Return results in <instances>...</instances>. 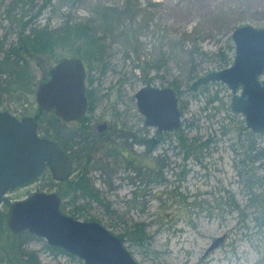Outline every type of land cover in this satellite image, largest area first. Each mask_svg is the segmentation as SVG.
Here are the masks:
<instances>
[{
    "label": "rangeland",
    "instance_id": "1",
    "mask_svg": "<svg viewBox=\"0 0 264 264\" xmlns=\"http://www.w3.org/2000/svg\"><path fill=\"white\" fill-rule=\"evenodd\" d=\"M45 1L0 0L4 52L17 44L22 23L30 18L28 31L48 22L56 29L69 18L72 24L89 22L101 36L104 25L96 17L98 10L120 7L125 0ZM147 2L153 6L146 8ZM139 4L143 17H137L136 23L109 22L104 30V57L90 71L95 77L92 88L98 89L100 98L95 112L99 121L110 122L117 116L119 121L113 125L122 134L139 131L144 125L135 93L143 87H169L180 99V128L166 134L146 156L147 175L143 178L120 158L97 154L87 167V176L99 190L101 204L79 199L72 206L63 190L51 187L47 177L14 191L8 200L13 203L39 191L59 193L64 215L97 222L117 237L133 225H144L148 239L143 245L124 242L137 264H264V156L253 163L247 160L248 156L264 155V134H252L243 117L231 111L232 93L224 84L208 83L196 93L189 90L197 78L231 66L233 50L228 47H232L230 36L235 28H264V0H141ZM130 25L134 32L127 43L121 33ZM153 57L158 68L145 72L135 68ZM27 59L36 85L56 64L49 55ZM5 77H0V99L4 101L0 110L38 116L45 134L47 118L39 110L35 94H1L6 91ZM146 132L152 137L154 130L147 128ZM178 135L187 139V145L198 140L186 160ZM251 147L254 151L249 152ZM126 150L134 155L133 161L144 152L137 144ZM155 158L163 159L165 166ZM134 167L145 168L140 161ZM78 205L85 210L74 212ZM220 238L222 243L208 252ZM16 244L18 258L26 254L29 263L83 264L67 254H53L42 239H19Z\"/></svg>",
    "mask_w": 264,
    "mask_h": 264
},
{
    "label": "water",
    "instance_id": "2",
    "mask_svg": "<svg viewBox=\"0 0 264 264\" xmlns=\"http://www.w3.org/2000/svg\"><path fill=\"white\" fill-rule=\"evenodd\" d=\"M233 59L230 67L211 72L192 82L196 93L208 83H222L231 91V111L243 117L252 134H264V28L243 25L233 30ZM85 68L76 57H63L45 74L36 90V101L45 111L66 121L83 118L87 109ZM138 113L146 127L158 133L180 128L178 95L169 87L139 89L135 95ZM48 171L57 182L68 180L72 161L53 140L38 134L31 117L19 120L0 111V207L11 192L35 182ZM61 199L54 192L34 193L14 202L7 214L9 230L28 232L61 249L83 264H137L121 239L97 222L80 221L64 215ZM216 240L208 250L219 246Z\"/></svg>",
    "mask_w": 264,
    "mask_h": 264
},
{
    "label": "trees",
    "instance_id": "3",
    "mask_svg": "<svg viewBox=\"0 0 264 264\" xmlns=\"http://www.w3.org/2000/svg\"><path fill=\"white\" fill-rule=\"evenodd\" d=\"M50 0H46L49 2ZM140 1L141 0H125L122 6L120 7H103L98 10L96 17H101L102 23L104 25L103 32L98 33L97 35L93 32L92 28L89 26V22H76L74 24L71 23V20L67 18L63 24H61L56 29L51 28L50 23H45L44 26H32L28 31V28L31 26L32 18L28 19L24 23H22V30L19 34V40L17 44L12 45L8 50H6L3 54V57L0 58V74H6V81L4 82L6 86V91L1 93H18L24 95H30L35 92L36 86L34 85V76L31 73L29 60L27 58L40 59L45 56H52L54 60H58L63 57H77L83 59L88 65V68L92 71L95 65H99L100 59L104 57V49L106 48L104 38L106 34H104L107 29V25L109 22L117 21L119 24L123 23L122 20L129 21L131 23H136L137 17H143V13H141L140 9ZM153 6L150 2L146 3V8ZM146 11V10H144ZM146 15V14H145ZM34 18V17H33ZM102 27V26H101ZM148 24L146 25V28ZM100 28V27H99ZM28 32H27V31ZM27 32V33H26ZM132 25L121 33V37L124 42H127L132 37ZM185 35V33H184ZM2 49V48H1ZM230 51L233 50L231 46L228 47ZM62 52L66 55H62ZM151 58H149L150 60ZM162 60V59H161ZM156 61L155 57H153L152 61H143L144 63H139L135 66L136 69L142 70L143 72L148 71L151 68H158V66L153 63ZM163 61V60H162ZM174 87V86H173ZM14 89V90H11ZM4 101L0 99V107H3ZM176 131V130H175ZM174 131V132H175ZM45 136L47 138L54 139L53 136L50 135L49 130L45 128ZM139 139V138H138ZM197 139V138H196ZM193 139L192 144H196L198 140ZM127 140V139H126ZM142 146L145 147L146 152L143 154L141 158H138L136 161H133L132 158L134 156L130 154L127 150L120 149L114 152H110L111 156L115 158H120L121 162L127 166V168L133 169L135 175L143 178L147 175V170L144 164L146 162V156L153 152L161 143L162 139L160 135H155L150 141L147 139H139L137 140ZM178 144H181V149L184 150V159L186 160L191 153H194L193 145H187V139L182 136H177ZM210 141L204 142L200 146L201 149H204ZM179 144V145H180ZM125 146V145H124ZM83 147V144L81 145ZM123 148V147H122ZM125 148V147H124ZM123 152V154L121 153ZM254 151V148H249V152ZM263 154L257 155L253 157H247V160L250 162H255L257 160H261L263 158ZM197 159V155L195 154ZM78 158V157H76ZM156 159V158H155ZM141 162L144 169L135 168V162ZM157 162H161V167L165 166L164 160L161 158L156 159ZM77 166V174L72 179L64 185L63 197L69 200V204L75 206V204L80 200L90 202L102 203L101 194L98 189H96L92 182L89 180L87 176V167L90 159L87 158L86 162L83 163L81 160H75ZM133 162V163H132ZM137 164V163H136ZM138 165V164H137ZM148 165V164H147ZM157 176H159L157 174ZM160 177V176H159ZM153 181V179H151ZM150 180V181H151ZM149 181V182H150ZM74 212L84 211L85 207L82 205H78L73 208ZM74 218V217H72ZM1 221V220H0ZM4 221V219L2 220ZM90 221V220H85ZM92 221V220H91ZM1 228V226H0ZM4 231V232H3ZM3 237H6L7 242L4 244L7 247V253L4 258L7 260V264H16L19 262L20 264H37L36 261L29 263L25 260L26 254L21 253L20 258H18V248H17V240L23 239H38L35 236L29 233H23L20 235L13 234L9 229L3 230ZM6 232V233H5ZM11 235V239L9 237ZM121 241L124 243L130 241L131 243H135L138 245H143L145 241L148 239L144 225L136 224L133 225L130 229H128L124 234L118 236ZM13 239V242H12ZM12 242V243H11ZM132 243V244H133ZM22 242H20V247L22 246ZM19 247V248H20ZM46 248L52 252L65 254L61 249L52 248L48 245ZM70 256V255H69ZM73 258V257H72ZM32 259V256H31ZM22 262V263H21ZM17 263V264H19Z\"/></svg>",
    "mask_w": 264,
    "mask_h": 264
},
{
    "label": "flooded vegetation",
    "instance_id": "4",
    "mask_svg": "<svg viewBox=\"0 0 264 264\" xmlns=\"http://www.w3.org/2000/svg\"><path fill=\"white\" fill-rule=\"evenodd\" d=\"M3 47H4V44L0 46V58H2L4 55L3 54L4 53ZM232 47H233V44H232ZM58 60H56V62ZM80 60L83 63V66L85 68V73H86L85 95H86V99H87V109H86V112H85V115L83 116V118L80 120H77V121H73V122H66V121L58 118L54 114L53 111L47 112V111L43 110L37 103V105L39 106V110L41 111V113H45L46 118H47L45 120V121H47V122H45V124H46L45 128L47 129V131L49 130L50 135L53 136L54 139L47 138L45 136V134L41 133V121H42V119H40L38 116H36V117L31 116V115H28L27 113H24V114L22 113V115H15L13 112H11L7 109L6 110H4V109L0 110V111L9 112L10 114H12L14 117L18 118L19 120H21L22 118H25V117L33 118L38 123V134L41 137H45L47 139H50V140H53L54 142H56L58 144V146L61 148V150L63 152H65V154H67L69 159L72 161L73 171H72L71 177L68 180L63 181V182H57L52 178L51 174L48 171H45V173L43 174V176L41 178H39L35 182H32L30 184H26V185L22 186L21 188L35 184L36 182H39V181H41L47 177L50 179L49 182L52 184L51 187L58 188L59 189L58 192L60 190L64 191L65 190L64 185L66 183H68L69 181H72V179L77 174V166H76L77 164H76L75 160L79 159L83 163H85L87 158H89L90 162L88 164L91 165L97 159L96 156H98L100 153L101 154L104 153V155L107 156L108 158L112 157L114 159H117L114 156H111L110 152H114L116 150L118 152H120L119 151L120 149L126 150V146L129 147V146L134 145V144L142 146V144L139 143V141H137V140L142 139V138L150 141L157 134V135H160L161 139H163L166 136V134H168V133H158V131L155 128L146 127L144 125V119L140 114L139 115L141 116V119L143 121L144 126L139 131H136L133 133L129 132L126 135H125V133L124 134L120 133V131H119L120 129L118 126L113 125L115 122L118 123V121H119L117 116L112 118V120H111L112 122L111 121L107 122V121H104L103 119H101L102 121H99L100 115H98V116L96 115V112H97L96 111V105H97L96 103L100 100V98L97 97V92H98L97 90L98 89L92 88V84L95 81V77L90 75L91 70L88 68L87 63L85 61H83V59H80ZM3 75H6V74L1 73L0 77H2ZM40 81L38 82V85H39ZM36 84L37 83L34 82V85L36 86L35 92L33 93V94H35V98H36V90L38 87V85H36ZM178 108H179V111L181 113V122H182V111H181V107H180L179 97H178ZM93 113H95L94 116H92ZM101 117H102V115H101ZM123 124H125V123H123ZM147 128L154 130L152 137L147 135V132H146ZM174 131H172V132H174ZM82 144H83V147H81ZM142 147L144 148V152H143V154H144L146 152V149L144 146H142ZM121 153L123 154L122 151H121ZM143 154H142V156H143ZM76 157H78V158H76ZM87 172H88V168H87ZM21 188H19V189H21ZM13 192H11V193H13ZM35 193H40V191L35 192ZM33 194H30L27 197H30ZM57 195L61 199L60 194L58 193ZM24 199H21V200H24ZM16 201H19V200H16ZM13 203H11L8 200V196H7L6 198H4L3 206H1L3 210L0 212V220H1L0 221V226H1V228H0V264H2V263L7 264V260L4 258L6 255H8V253H7L8 249H7V247L4 246V244L7 242V240H6V237H3L2 235L4 232L3 230L9 229L8 225H7V214H8L10 206ZM61 203H62V200H61ZM3 219H4V221H2ZM25 233H28V232H25ZM65 255H66V253H65ZM67 255H69V254H67Z\"/></svg>",
    "mask_w": 264,
    "mask_h": 264
}]
</instances>
